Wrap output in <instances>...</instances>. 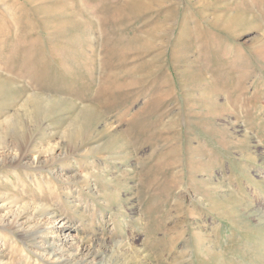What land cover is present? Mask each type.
<instances>
[{
  "label": "rangeland",
  "instance_id": "1",
  "mask_svg": "<svg viewBox=\"0 0 264 264\" xmlns=\"http://www.w3.org/2000/svg\"><path fill=\"white\" fill-rule=\"evenodd\" d=\"M0 264H264V0H0Z\"/></svg>",
  "mask_w": 264,
  "mask_h": 264
},
{
  "label": "bare ground",
  "instance_id": "2",
  "mask_svg": "<svg viewBox=\"0 0 264 264\" xmlns=\"http://www.w3.org/2000/svg\"><path fill=\"white\" fill-rule=\"evenodd\" d=\"M61 1H62V0H61ZM23 158H24V155H22V157H21V158H19V160L21 161Z\"/></svg>",
  "mask_w": 264,
  "mask_h": 264
}]
</instances>
